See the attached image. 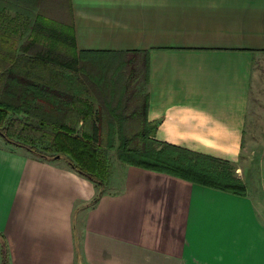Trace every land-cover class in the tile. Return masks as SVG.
<instances>
[{
	"label": "crops",
	"instance_id": "obj_1",
	"mask_svg": "<svg viewBox=\"0 0 264 264\" xmlns=\"http://www.w3.org/2000/svg\"><path fill=\"white\" fill-rule=\"evenodd\" d=\"M70 18L92 64L138 59L154 139L239 158L264 0H70ZM240 179L245 195L125 164L90 204L66 164L0 143V240L9 264H264V189Z\"/></svg>",
	"mask_w": 264,
	"mask_h": 264
},
{
	"label": "trees",
	"instance_id": "obj_2",
	"mask_svg": "<svg viewBox=\"0 0 264 264\" xmlns=\"http://www.w3.org/2000/svg\"><path fill=\"white\" fill-rule=\"evenodd\" d=\"M1 17L0 137L10 147L40 161L63 160L97 188L90 204L106 188L108 150L115 147V136L123 163L245 195L244 183L214 164L227 161L154 139L144 97L138 99L140 109L137 102L126 113L124 99L115 96L123 88L104 81L103 72L92 76V61L76 52L72 28L37 13L18 52ZM32 48L36 51L28 54ZM79 73L82 78L76 77ZM135 119L139 126L129 133Z\"/></svg>",
	"mask_w": 264,
	"mask_h": 264
},
{
	"label": "rangeland",
	"instance_id": "obj_3",
	"mask_svg": "<svg viewBox=\"0 0 264 264\" xmlns=\"http://www.w3.org/2000/svg\"><path fill=\"white\" fill-rule=\"evenodd\" d=\"M34 3L32 0H0L1 23H3L4 27L7 24L9 25L12 31L11 39L14 40L18 52H20L21 44L29 37L31 23L37 13L50 17L59 24L68 27L69 30L71 28L73 29L70 18V0H40L36 4ZM35 51L36 49L32 48L28 54H34ZM126 58L124 61L122 60L117 63L111 62L108 65L102 63L103 61L98 62L94 65L92 64V67L89 68L92 76H96V73L101 74L103 72L104 81H113L116 83L117 88H123L121 90L123 93L119 96L116 92L115 96L124 99L126 113H129L135 108L138 99H141V101L143 99V75L139 69L138 59H134L133 56ZM100 69H104V71ZM79 74H76V77L82 78V75ZM137 104L138 106L136 108L140 109L141 102ZM136 121L137 119L130 121L129 133H133L138 128L139 124H135ZM0 143L8 145L1 137ZM116 146L117 137L115 136V147L108 150V178L111 177L112 179V188H116L117 181L121 177L122 167L126 164L118 159ZM173 153L175 154V152ZM188 157L191 159L194 158L189 154ZM54 162L61 165L65 164L61 159H56ZM214 164H217L226 173L239 179L242 178L247 185L248 192L254 198L258 195L260 188L264 189V56L258 57L254 61L248 111L239 158L235 162L219 161ZM260 210V215L264 220V211L261 208ZM0 264H9L8 250L3 240H0Z\"/></svg>",
	"mask_w": 264,
	"mask_h": 264
}]
</instances>
